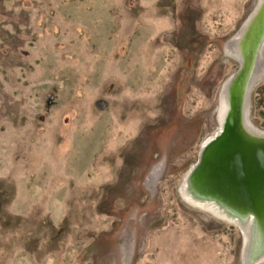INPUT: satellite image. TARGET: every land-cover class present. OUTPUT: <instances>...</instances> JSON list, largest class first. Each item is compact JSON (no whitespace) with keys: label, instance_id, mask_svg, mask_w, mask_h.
<instances>
[{"label":"rangeland","instance_id":"rangeland-1","mask_svg":"<svg viewBox=\"0 0 264 264\" xmlns=\"http://www.w3.org/2000/svg\"><path fill=\"white\" fill-rule=\"evenodd\" d=\"M254 6L0 0V264H241L239 228L178 185ZM249 100L264 129V76Z\"/></svg>","mask_w":264,"mask_h":264},{"label":"bare ground","instance_id":"bare-ground-1","mask_svg":"<svg viewBox=\"0 0 264 264\" xmlns=\"http://www.w3.org/2000/svg\"><path fill=\"white\" fill-rule=\"evenodd\" d=\"M255 5L223 44V52L239 67L222 81L215 111L217 128L201 143L199 161L178 185L179 196L191 207L239 228L241 264L264 261V129L249 117V93L264 76V0H255ZM162 164H154L145 175V187L152 193Z\"/></svg>","mask_w":264,"mask_h":264},{"label":"water","instance_id":"water-1","mask_svg":"<svg viewBox=\"0 0 264 264\" xmlns=\"http://www.w3.org/2000/svg\"><path fill=\"white\" fill-rule=\"evenodd\" d=\"M255 9V8H254ZM264 13V12H263ZM262 15V13L259 15V16H261ZM258 39L259 38H257V42H258ZM239 63V62H238ZM239 67V66H238ZM256 186H259V187H257L256 188V191H258V192H261V191H259V190H261V187H260V185H258V184H256ZM260 194V193H259ZM260 197V196H259ZM264 204V203H263ZM252 205H255V203L254 204H252ZM256 206H260V204L259 203H256Z\"/></svg>","mask_w":264,"mask_h":264}]
</instances>
